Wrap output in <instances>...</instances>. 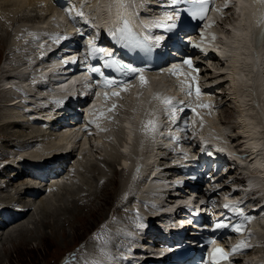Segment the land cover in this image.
I'll return each instance as SVG.
<instances>
[{
  "label": "bare ground",
  "instance_id": "6f19581e",
  "mask_svg": "<svg viewBox=\"0 0 264 264\" xmlns=\"http://www.w3.org/2000/svg\"><path fill=\"white\" fill-rule=\"evenodd\" d=\"M6 2L8 3L6 10H1V8H0V18L2 19V21L5 20V22L3 23V28H5V24H8L7 26H9L11 28L13 33H12V36L9 35L8 37L2 38V45L5 42H7L6 47L10 46L11 48L22 50V46H21V43L19 42V40L22 37L24 38L25 36H23V35L20 36V34L24 33L25 29L28 28V26L29 27H35L37 24L39 27L41 24V22H40V23H34L31 25L30 24L27 25L26 22H24L25 18H28L27 17L28 15H26L25 11L28 12L31 10H37L36 13H40L43 11L42 9H40L41 8L40 5L44 4L45 2L48 4L49 1L48 0H0V4H5ZM103 2H104V5L106 6L105 10L109 13L113 9H116V8H118V10H119V8L123 5V3L128 2V0H103ZM137 2L140 3L139 0H137ZM129 5H131L130 2L128 3L127 8L129 7ZM46 10L48 11V9H46ZM244 11H245L244 13L247 15V11H249L247 6H244ZM18 15H21L23 18H21V19L18 17L16 18V16H18ZM36 16H37V14H35L33 17L39 19ZM9 21H15L17 24L16 28H13L14 25L10 24ZM245 22H246V20H245ZM21 29L23 32L20 31ZM233 30L235 31L233 36H228L227 34L223 35L225 38L229 39L230 43H231L228 46H226V48L224 49L222 56H224L225 58H218L216 55H212L211 60H212V62H214L212 69L214 70V72H212L211 70H208L207 74L213 75V77L215 79H219L221 81V84L218 87V89L221 90L223 93L222 98L226 99V101H229L232 104H235V106H239V108H240L239 111L241 110L240 118L242 120L240 122L237 121L236 122L237 123V125H236L237 129L234 128V131L237 132L236 137H237V141L239 143L240 140H244L246 138L251 137L252 133H257V135L260 138H263V136H264V41L259 44L258 50L256 48L257 44L255 46V49L250 48V46H248V44L246 42L247 32L245 31V29H243L242 27L241 28L238 27V28H233ZM263 33H264V23L256 32L257 43H259L260 36ZM23 51H27V49H23ZM215 62H217V63H215ZM225 62H226V65H225ZM219 65H221V68L218 67ZM240 81H242V84H240ZM259 89H261V92H259ZM151 91H152V88L149 90V92H151ZM29 98H32V96ZM23 99H24V97H23ZM28 99L25 98V100H28ZM31 100L32 99H29L28 101H31ZM20 103H22V101ZM141 103L143 105H142V108H140V110L138 109V112L143 111V107L145 106L146 101L141 100ZM40 104H46V99L41 100ZM23 106H26V105H23ZM23 106L22 105H14L12 107V106L3 105L0 107V110H2V111L3 110L5 111L7 109H10L11 111H13L12 115H6V116L4 115L3 116L4 120H6V121L5 122L3 121V123H0V129L2 131H5V129L8 126L11 127L14 124H16L15 128L16 127L23 128V125H24L23 122L25 121V119L18 117V115L23 114V112L21 111V109H23ZM136 107L138 108L137 104H136ZM27 108H29V107L27 106ZM156 109H158V108L154 104V102L152 101V111H154ZM11 116H13V118ZM135 116H137V115H135ZM132 118H134V117H132ZM75 121L76 120L69 121L70 122L69 126L61 127L59 125L58 128H53V129H51L50 127L43 128L44 131L49 133L48 137L44 140H38V141L32 142L30 144H23L22 139H20L21 144L24 147H28L29 152L19 162L21 164H18V167L20 168L19 175H15V172H10L9 174H7L10 177V179L7 180V178H6V180H5L6 182L4 181L5 183L1 186L0 189L7 188L9 186L13 187V186L17 185L19 183V181H24V179L26 180L25 183H22V186L20 188H17L15 190V196H17L18 199H14L10 192H9V195H7V198L9 200L8 204L11 205L13 203H18L17 207H21L22 209L26 210L23 213L24 218L28 216V214L32 210L31 209L32 206L34 208V210H32V213H33V211H35L34 213H36L38 211V209H40V207L38 205H36V203L38 201L35 200L33 202L32 199L24 197L25 194L33 193L32 192L33 189H32V185H31L32 181L29 178L24 177V175H26V172H24L22 170V168H21L22 164L25 166L28 165V160L30 158H34V156L37 155L38 153L42 154L44 152L46 154V156L53 154V153H57V156H58L60 154L59 153L60 148H67V147L78 148L80 146V142L77 143L75 141L79 137V128L74 126ZM51 125L56 126L58 124L56 123V120L55 121L53 120V121H51L49 126H51ZM148 128H149V126L147 127V129ZM15 133H18V132H15ZM9 134H10V132H9ZM7 136H8V134H7ZM16 136H17V138L20 137V136L18 137V135H16ZM198 136L200 138L205 137L202 134V132L198 133ZM104 137L106 138L107 136L105 135ZM101 140H102V142L105 141V139L102 138V139H98L97 142H101ZM151 140H153V137H150V141ZM83 142L84 143L87 142V139L84 138ZM104 144H105L106 148L109 147V143L108 144L104 143ZM169 144H171V143H169ZM243 144H244V142L241 143L240 147L243 146ZM263 144H264V142H263ZM16 146H20V145L16 144L15 146H12V147L15 149ZM114 146H112V147L114 148ZM158 146L165 147L167 150H170L171 148L175 147L174 145H167L166 142H163L161 140H158ZM12 147H10V148L13 149ZM46 148L50 149V150H46ZM102 153H103V151H102ZM96 154H98V153H96ZM147 154H148V156H147L148 158L146 159V163L140 165V168L143 171L141 173V176H143V174L144 175L155 174V175H157V178H153L151 180L152 182L150 184V188L147 190V193L145 195H141V196H137V197H131V194L137 192V190H135V191L132 190L131 181H130V183L127 184L128 187L130 186L128 188V190L125 186H123L122 190H124L126 188V191L124 194H129V196H128V199H126L127 201L123 202L122 207H118L115 212L116 213H117V211H119V213L122 212L123 208L126 206L125 204L132 206L133 202L141 203L142 205L146 206L148 208V210H151V211L156 210L154 214L159 213V209H161V207H162L166 210V214L165 215L158 214V215H156V219L154 220V222L157 223V226H155L154 228H155L156 233H158L159 225L162 227H166L167 230H169L172 227L177 225L176 220L174 221L175 210H173V207L175 205H173V202L168 203V201H165V203H167V204L165 206H162L163 200H162L161 196L163 195L162 194L163 192H159V191H161L165 186H167L171 179L168 177L162 178V173L159 171V169L161 166H165V165L172 166V164H169L170 162L178 163L179 161L177 160L178 157H173L170 153L168 155H166V154L162 153V151L159 150V148H158V150L150 148V150L147 152ZM99 155H102V154H99ZM93 157H96L95 152L89 154L88 156H84L82 160H77V159L73 158L72 159L73 164L69 165L68 167L69 168L70 167L71 168L77 167L81 170H85V166L90 167L92 165L91 164L92 162L90 161L91 163H89V160L90 159L93 160ZM98 157H100V156H98ZM160 158H161V160H160ZM162 158L164 160H162ZM4 159L9 160V158L6 156L4 157ZM257 160H258V162H261V164L264 167V159L259 157V158H257ZM176 161H178V162H176ZM103 162H106L109 165V167L113 168V169L116 168V163H119V169L121 168L122 171L128 170L127 167L130 168V163H131V162L129 163L127 160L124 159L122 152L118 148H115L112 151L110 150L109 153H106ZM150 162L152 165H150ZM89 164H91V165H89ZM122 165L125 166V168ZM59 166H62V163L55 165V167H59ZM92 168L93 167L90 168L91 172L93 171V173H94V171H97L96 168H93V169ZM85 172L84 173H81V172L78 173V176H80L81 178L83 176H86ZM116 172L119 173V170L117 168H116ZM135 173H136V171H133L131 173V175H133ZM36 174H38V172H36ZM251 175H253V173H251ZM11 176H15V177L11 178ZM16 178H18L19 180L14 182V179H16ZM148 180H149V178H148ZM50 181L52 183L62 182V188L59 187V189L56 192H53L46 197H39L41 200L40 199H38V200L42 205H44V203L46 201H48L49 198L53 195H54V197L60 196V195L64 196V194H66L67 191H71V192L77 191V189L79 187L78 185H77L78 187L76 186V188L74 187V189L73 188L69 189V187H67V185H66L67 183L75 185L76 184L75 182L77 181V179L70 172H68V170L62 176L52 178V179H50ZM145 181H147V178H145V180L143 182L145 183ZM2 182L0 181V184ZM98 185L103 186L104 183L97 182V185H96V189L104 191V188L101 189L100 187H98ZM122 185H123V183L121 184V187H122ZM15 188H16V186H15ZM50 188L52 189L51 186H50ZM259 193H260V191L253 192L254 195L259 194ZM100 196L101 195H99L97 198H100ZM88 198H90V196ZM0 202H1V200H0ZM176 202L181 203V201H176ZM89 203H91L90 200H89ZM121 204H122V202H119V205H121ZM10 205H9L10 210H14V208L10 207ZM72 206L73 207L71 209L65 208L64 209L65 213H67L69 215L73 214L75 211H76V213H80L86 207V205H81L78 201H73ZM48 209L49 208L44 207L43 212H44L45 219H46V214H47V216L51 214V209H49V210ZM102 212H104V211H102ZM136 213L134 212V214H136ZM30 215L33 216L34 214H30ZM51 216H53V218H55L54 217L55 215H51ZM58 216H61V215H58ZM31 217H30V219H31ZM31 220H32L31 223H34L35 217L33 216ZM58 220H60V219H58ZM138 220L140 222H143L141 219H138ZM24 221H26V219L23 220V222L21 221L17 225L15 224L11 230L7 229V231H10V232L9 233L7 232L8 234H6V236L8 235L7 237H8V240H10V242H11V240L13 241L15 238L22 240L23 237H29L31 235V232H30L31 230L29 231V228L27 229V227H28V226H26L27 222L25 224ZM29 222H28V224H30ZM50 223H54V222H50V221L45 222L44 224H42L43 228L45 229L47 227H49V228L51 227V228H54V231L56 232V234L60 233V232H61L60 234H63L64 230H62L63 228L62 229L60 228V227H62L60 224H58L56 222L53 225H51ZM165 223H166V226H165ZM34 225H35V223H34ZM63 226H64V224H63ZM127 229H129V226H127ZM37 230H38V228H37ZM117 231H119V230L117 229ZM152 231H154V229H151L148 233H151ZM3 232H4V230H3ZM113 232H115V230ZM261 232H262L261 233L262 236L264 237V229H262ZM2 235H4V234H2ZM125 235L129 237L130 243L133 244L136 242L135 233H131V234L125 233ZM120 236H123V235H120ZM3 238H4V236L2 237V239ZM11 243H14V241ZM15 246L18 247V246H21V244L17 242V245H15ZM21 247H19V248H21ZM123 247H125V246H123ZM127 247H130V245ZM254 252H255L254 256L256 258V261H255V263L253 262L252 264H257V263L258 264H264V260L262 259L264 257L260 256L261 253H264V249L261 248L258 251L256 250ZM136 253H138V252H135V254ZM109 256L113 257L114 254L108 253L107 257H109ZM156 256H157V253L154 255V257H156ZM130 263H133V262H130ZM87 264H91V263L87 262Z\"/></svg>",
  "mask_w": 264,
  "mask_h": 264
},
{
  "label": "rangeland",
  "instance_id": "374dc122",
  "mask_svg": "<svg viewBox=\"0 0 264 264\" xmlns=\"http://www.w3.org/2000/svg\"><path fill=\"white\" fill-rule=\"evenodd\" d=\"M7 5H8L7 2L5 4H0L1 10H6ZM51 10H52V8H51ZM36 11L37 10H31L28 12L25 11L26 15H28L27 16L28 18H25L24 22H26L27 25L28 24H34V23H40L39 22L41 20L40 18L37 19V18L33 17L34 16L33 14H35ZM17 17L20 19L23 18L21 15L16 16V18ZM4 22H5V20L2 21V19L0 18V64L2 63V61L7 56L6 51L8 48V46L6 47L7 42H5L2 45V38L8 37L9 35L12 36V33H13L11 28L9 26H7L8 24H5V28H3ZM9 23L14 25L13 28H16L17 24L15 21H9ZM20 31H22V29ZM24 34H25V32L20 34V36L21 35L25 36ZM215 63H217V62H215ZM218 67L221 68V65H219ZM0 72H1V66H0ZM240 84H242V81H240ZM259 92H261V89H259ZM4 96H6V94ZM221 105H222V108L220 111L221 114H220L219 118L216 120L215 125L218 128V130L220 129L222 131V133L224 134V136L229 139V144L236 147L238 145V141H237V137H236L237 132L234 131V128L237 129V126H236L237 123L236 122L237 121L240 122L242 120L240 118L241 110L239 111V109H240L239 106H235V104H232L229 101H226V99H224L221 102ZM1 106H3V105L0 102V107ZM12 113H13V111H11L10 109H7L5 111L0 110V123H3V121L4 122L6 121V120H4V117H3L4 115L5 116L6 115H12ZM11 117L13 118V116H11ZM15 125L16 124L12 125L11 127L8 126L5 129V131H2L0 129V156H3L2 160H7V159H4L5 155H3L2 152L6 153V152H9L10 150H14V148L12 146L19 144L20 147H24L21 144L20 139H22L23 144H30V143L36 142L38 140H44L49 135V133H47V132H43L40 134L35 129H29V132H28V129H27L28 126L27 125H25V126L23 125V128H18V127L15 128ZM9 132H10V134H9ZM15 132H18V133H15ZM7 134H8V136H7ZM27 134H28V136L26 137ZM16 135H18V137L19 136L20 137L17 138ZM121 138H122L121 133L118 131L117 135L115 137L116 143H112V144L110 143L109 147L113 148L112 146H114L116 144L113 149H115V147L117 148V143H119L121 141ZM10 147H12L13 149H11ZM16 152H18V153L14 154V155H19V157L23 158L26 156V154H28L29 150L27 149V150H23L21 152H19V151H16ZM91 153H93V152H90V154ZM96 153L97 152H95L96 157L102 156V155H99L100 153H98V154H96ZM96 157H93V160H91V159L89 160V163L92 162L91 163L92 165L89 164V165H91L90 167L85 166L86 176L82 177L80 183L78 181L75 182L76 183L75 185L79 186V184H81V186H79V187L77 186L78 187L77 191H72V192L67 191L66 194H64V196L60 195V196L54 197V195H53L49 198L48 201H46L44 203V205H42L39 202L38 199H40V198L36 199V201H38L36 203V205H38L40 207V209H38V211L36 213H34L35 211H33V213H32V210H34V208H33L30 211V213L28 214V216L25 218L23 217L21 220L23 222V220L26 219V221H24V223L26 224V222H27V224H26V226H28L27 229L29 228V231L31 230L30 231L31 235L29 237H23L22 240L15 238L13 240L14 243H11L13 241L11 240V242H10V240H8V237H7L8 235L6 236V234H8L10 231H7V229H5L4 230L5 233L3 232V230L1 231L2 233L0 232V264H68V261L72 262L73 260H76L78 258V253H75V252H80V254H79L80 256L83 255L84 246H85V244H88L89 242H91L90 240L95 239V240H100V241H106L105 238L101 235V233L104 230L108 229L111 214L113 213L114 208L117 206L116 202H118V203L122 202V204L118 205L117 208L122 207V205H123L122 199L127 198V195H125L124 193L126 191V188L128 190V188L130 187V186L129 187L127 186V184L130 183V178H128V175L126 174L125 171L120 170L117 166H116V168L119 170V173L116 172V168H114V169L110 168L106 162H103V161L97 162V160L95 159ZM10 159H12V158H10ZM20 161L21 160L17 159V157L14 156L13 160L7 166V170L5 171V173L2 171V168L0 165V181L1 182L3 181L0 184V188L6 182L5 180L8 176L7 174H9L10 172H15V175H19L20 168L18 167V164H21V163H19ZM91 167L96 168L97 171H94V173H93V171L91 172V170H90ZM7 180H8V178H7ZM18 180L19 179L16 178V179H14V182H16ZM25 182H26L25 179H24V181H19V183L17 185H15L16 188H15V186H13V187L9 186L7 188L0 189V197L4 198V200H8L7 195H9V192H12L11 195L13 196V198L18 199V197L15 196V190L17 188H20L22 186V183H25ZM97 182L104 183L103 186L98 185V187H100L101 189L104 188V191L96 189ZM136 182L137 181H134L132 184H135ZM122 183H123V185L121 187ZM123 186L126 187L124 190H122ZM131 188L133 191L136 190L134 187H131ZM70 189H72V188H70ZM121 194H122V196H121ZM99 195H101L100 198H97ZM89 196H90V198H88ZM120 198H121V200H120ZM89 200L91 203H89ZM34 201L35 200H33V202ZM73 201H78L81 205H86V207L80 213H76V211H75L73 214L69 215V214L65 213L64 209L65 208L71 209L73 207L72 206ZM124 202H126V201H124ZM114 203H115V205H114ZM125 205H127V204H125ZM132 206L137 207V208H141L143 211L146 209V206L142 205L139 202H133ZM44 207L51 209V214L48 216L46 214V219H45L44 212H43ZM130 208L131 207H129L128 209H130ZM116 209H115V211H116ZM102 211H104V212H102ZM120 213H119V211H117L116 215H119ZM30 214H34L33 216L35 217V221H34L35 225H34V223H31V221H32L31 219L33 216ZM51 215H55L54 216L55 218H53V216H51ZM58 215H61V216H58ZM29 216L30 217L32 216L31 219ZM117 217L118 216H116V218H114V220L115 219L117 220ZM130 217L135 218V215H131ZM57 218L60 220H58ZM120 220L122 222L125 221L122 218ZM49 221L54 222V223L57 222L58 224H60L62 226L60 228L61 229L63 228L62 230H64L63 234H60L61 232L56 234V232L54 231V228H51V227L50 228L47 227L44 229L42 224H44L45 222H49ZM28 222L30 224H28ZM54 223H50V224L53 225ZM63 224H64V226H63ZM12 227L8 228V229L11 230ZM37 228H38V230H37ZM123 228H126V227H123ZM257 229L262 231V229H264V228L263 227L260 228V226H259ZM2 234H4V235H2ZM3 236H4V238L2 239ZM17 242L20 243L22 247L21 246H18V247L15 246V245H17ZM118 242L120 244L123 243V241H118ZM19 247H21V248H19ZM69 256H71V257L69 258L68 261H66ZM260 256L264 257V253H261ZM109 257L112 258L111 256H109ZM262 259L264 260V258H262ZM105 260L110 261V262L106 261L107 264H111L110 259H105ZM85 262L86 261H84L83 264H87V262L86 263ZM90 263L95 264L94 262H90Z\"/></svg>",
  "mask_w": 264,
  "mask_h": 264
},
{
  "label": "snow or ice",
  "instance_id": "6c2138e0",
  "mask_svg": "<svg viewBox=\"0 0 264 264\" xmlns=\"http://www.w3.org/2000/svg\"><path fill=\"white\" fill-rule=\"evenodd\" d=\"M177 2H178V0H172L173 4H176ZM257 2L260 3V4H264V0H257ZM207 11H208L207 0H200V6L198 8H196L194 11H192L191 15L193 17H198L199 19H205ZM171 19H172V17L169 16L168 20H171ZM167 27L171 28V27H174V25L170 24V25H167ZM196 46L197 45H194V47H196ZM98 51L103 52L104 50L103 49H98ZM113 63H115V62H113ZM184 63L187 64L189 66V68L193 67L189 60H185ZM119 67L121 69L126 68L130 73H136V72L140 71V73H141L140 74L141 83L143 84L145 82L143 74H142V70H138L137 68L131 67L130 65H120ZM170 71H173V70H170ZM193 71H196V69L193 68ZM193 79H195V78H193ZM113 83H114L113 81H109L108 82L109 86H111ZM190 94L191 93H189V95ZM200 94L201 93H200L199 89L197 88L196 95L199 96ZM118 95H119V93H116V92L113 93V96H118ZM107 99H108V97L105 96V100H107ZM165 103L166 104H171V100L170 99L165 100ZM115 107H116V105H113V109H115ZM201 107H210V105H201ZM113 109H110V111L113 110ZM193 112H195V109H193ZM103 116H104V113L101 112L100 113V118H102ZM92 123H95V122L92 121ZM149 123L151 124V122H149ZM97 127H99V125H97ZM228 207H229V205H225V208H228ZM226 226L227 225L222 224V223H217L216 224L217 228L226 227ZM233 230L237 231V232L241 231V229L238 226L235 227ZM241 247H243V242H241L240 245H237L236 249H233V251L235 252L237 249H239ZM226 256H227V254L225 253V251L223 249H220V248L215 249L214 252H213V256H212L213 264H220V260L221 259H226Z\"/></svg>",
  "mask_w": 264,
  "mask_h": 264
}]
</instances>
